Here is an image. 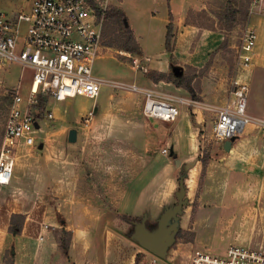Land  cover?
<instances>
[{
    "label": "rangeland",
    "instance_id": "1",
    "mask_svg": "<svg viewBox=\"0 0 264 264\" xmlns=\"http://www.w3.org/2000/svg\"><path fill=\"white\" fill-rule=\"evenodd\" d=\"M192 1L111 0L112 7L123 9L124 25L133 29L150 61L145 63L140 55L120 48L125 36L122 22L106 17L102 28L104 46L94 59L92 68L96 75L108 82L100 86L95 98L75 96L58 101L44 95L42 108L30 107L35 116L42 112V117H37L40 128L36 131L35 142L32 146H19L17 153H27L28 157L25 162L22 160L23 172L19 174L15 165L10 181L0 185V264H15V259L24 253V249L22 264L36 260L38 264H62L63 258L57 250L48 248L46 252L38 253L35 259L32 251L36 245L46 248L66 239L63 227L71 228L69 243L74 237L77 244L91 239L96 244L95 252L89 251L87 256L78 252L76 260L70 264H133L137 252L142 253L138 264H149L151 253L132 237L135 222L123 219L121 214L125 212L117 213L115 207L121 190L127 189L137 170L152 153L167 147L163 145L167 135L171 136L170 144L177 153L175 158H181L190 148L196 152L199 164L196 169L193 167L195 162H192L191 170L180 162L177 164L176 176L177 179L178 176L182 178L186 185L184 198L187 203L180 212L184 230L178 236L174 235L168 246L167 254L173 257L172 264L181 263L194 247L225 251L229 244L240 243L264 248V129L248 124L234 137L231 147L224 149L223 142L211 130L212 109L200 104H182L177 119H181L182 112L188 109L190 124L186 117L178 120V124L159 121L143 114L142 102L135 96L141 92L115 84L147 85L149 76L143 72L149 68L147 64L156 69L171 60V68L176 66L192 76L191 83L199 95L198 99L195 98L197 101L223 103L236 73L238 47L246 27L255 28L257 44L264 46V14L257 13L256 16L260 17L253 14L252 17L250 0L247 8L235 14L234 26L223 31L226 36L224 44L215 48L211 45L207 61L201 67H193L173 60L171 50L165 47L167 24L170 22L173 33L175 14ZM220 2L210 0V6L217 9ZM27 6L24 0H0V10L6 12ZM257 18L262 21L258 22ZM25 28L26 23L21 22L18 43ZM203 29L206 28H199V31ZM262 57L264 59V55ZM253 66L255 70L253 67L248 77L246 75L248 111L261 116L264 112V61ZM29 84V68L21 69L18 63L9 62L0 70V143L12 95L14 92L26 94ZM110 95H113L112 99ZM188 96L193 98L189 91ZM90 107L93 108L91 114ZM72 127L77 129L75 141L67 138ZM63 148L68 154L55 155L64 152ZM171 157L176 164V159L173 155ZM41 158L44 159L45 172L49 173L47 186L43 189L40 188L43 180L39 174ZM201 158L206 161L202 171ZM60 168L64 178L68 176L65 183L57 179ZM185 176L188 180L183 179ZM158 177L159 173L155 190H159L156 194L162 198L167 185ZM178 187L177 184L175 190ZM171 199L174 204L175 194ZM162 206L154 213L152 211L149 219L158 218ZM198 207L200 214L197 216ZM18 210L25 215L21 235L7 239L4 230L9 224V216ZM57 211L60 215L56 214ZM99 212L100 216L96 218L95 213ZM142 214L139 212L138 216ZM61 217L64 225L59 219ZM148 222L154 224V221ZM169 222L177 220L171 218ZM91 227H96L93 235L88 234Z\"/></svg>",
    "mask_w": 264,
    "mask_h": 264
},
{
    "label": "built area",
    "instance_id": "2",
    "mask_svg": "<svg viewBox=\"0 0 264 264\" xmlns=\"http://www.w3.org/2000/svg\"><path fill=\"white\" fill-rule=\"evenodd\" d=\"M24 1L28 9L18 10L13 17L0 10V70L9 62L30 69L28 92L13 93L5 119L0 143V185L10 181L18 146H32L35 142L40 127L30 107L37 102L38 93L55 100L75 96L94 99L100 86L108 82L93 72L92 65L104 46L102 28L111 0ZM250 7V12L264 14V0H251ZM21 22L26 23V28L18 43ZM256 37L255 28L246 27L238 47L236 73L221 104L199 102L186 95L135 83L115 84L142 93V112L148 118L172 121L182 104L212 109L211 130L222 142L235 137L248 124L264 129V113L256 116L247 109L249 86L244 78L253 62ZM133 61L137 64V58ZM92 112L89 109V114ZM161 150L167 153L166 147ZM149 252V264H172L173 257L168 254L161 257ZM179 264H264V248L240 243L229 244L225 251L194 247Z\"/></svg>",
    "mask_w": 264,
    "mask_h": 264
},
{
    "label": "crops",
    "instance_id": "3",
    "mask_svg": "<svg viewBox=\"0 0 264 264\" xmlns=\"http://www.w3.org/2000/svg\"><path fill=\"white\" fill-rule=\"evenodd\" d=\"M206 1L207 0H193L192 2H189L183 9H180L175 14V19H174L175 29L173 30V44H171V46H172L171 53H172L173 60H176L178 63L185 64V65H191L193 67H201V65H203L204 62L207 61V59H208L207 53H208L209 49H211L209 47L211 45H213V47L215 48L217 45L220 44V42L222 41V39L224 37V33L219 29L206 28V29L199 31V28H202L201 26L185 23L184 18H185V14H186L188 8L192 7L195 9H201V8L208 9L207 5H206ZM21 9L26 10V9H28V6L18 8L17 10L7 12V13H9L13 17L16 14V12L18 10H21ZM253 14L255 16L257 15V13H252V15H251L252 17L254 16ZM251 16H250V20L252 19ZM256 17H260V16H256ZM257 19H258V22L262 21V20H259L261 18H257ZM203 28H205V27H203ZM135 38H136V35H135ZM136 41L139 44V47L141 50L140 58L143 59L145 61V63H147L148 60L150 61V58L147 55L146 51L141 46V44L139 43L138 38H136ZM192 45H193V47H192ZM257 45L258 44L256 41L255 47H254L253 62L251 64L250 68L244 72V78L246 79L247 82H248V78H247L248 74L250 71H252V68L254 67L253 65L256 64L258 61L259 62L264 61V59L262 57L264 55V51H263L264 46L260 47L259 45L258 46ZM256 46H257V48H256ZM258 56H259V58H258ZM147 65L149 68L153 66L152 64L150 66L149 63ZM171 65H172L171 60H168L167 64H163L161 67H158L156 69L166 71L169 68H171ZM255 68L256 67H254V70H255ZM179 70H180V72L182 71L181 69H179ZM246 75H247V77H246ZM143 86L154 87V88H157V89H160L163 91H168V92H173V93L188 96V91L184 87L177 86L172 81H169V80L153 81L152 79L147 78V85H143ZM248 86H249V84H248ZM248 90H249V87H248ZM135 96L139 97L141 102L143 101V95L142 94H136ZM112 98H113V95H110V99H112ZM60 100H64V99H60ZM90 109H93V108L90 107ZM247 109H248V96H247ZM104 110H102L101 112H103ZM180 111H181V107H180ZM99 114H101V113H99ZM95 116H97V115H95ZM184 117H186L188 124H190V118H188L189 117L188 116V109L186 111L182 112L181 119ZM177 118L172 120L175 122V124H178V122L181 120L180 118L179 119H177ZM157 120H159V119H157ZM170 137L171 136L167 135L165 142H163V145L167 146L166 148L169 147L167 149L168 155H167V153H163L161 148L158 151H156L155 153H152V155L148 159V161L140 169H138L137 172L132 176V178L130 179V181L128 183L127 189L124 190L121 188L122 190H121L120 195H119L120 198L117 200V206L115 207L117 210V213L119 211H121V212H125L128 214L138 215L139 212H143L142 215L147 216L148 220L156 221L157 217L149 219L150 217H152V215H151L152 211L154 213L155 210H157L159 208V206H161L163 204L162 209L160 211H158L159 212L158 214H161V212L163 211L164 208H166L167 206H171V204H173L171 198H172L173 194H175V191H176L175 189L177 187V184L179 185V179L180 178L178 176V179H177L176 174H177V171L179 168H177V164L173 163L172 157H171L172 156L171 153H175V154H177V153L174 151L172 144H170V142H171ZM20 145H24V144H20ZM19 146H18L17 150L19 149ZM177 148L179 151L180 150L179 141L177 143ZM17 150H16V153H15V156L13 159V168L15 165H17L16 171L19 174H21V172H23V170L21 168L22 167L21 163L23 161L25 162V160L28 159V157H26L27 153H20V152L17 153L19 151V150L18 151ZM63 150H64V152L55 153V155L64 156V155L68 154V152H66L67 149L65 150V148H63ZM19 156H22V158H19ZM179 159H180V165L184 164L185 166L188 167V169L191 170L192 162H195L194 163L195 165H193V167L198 169V166H199L198 159H196V152L193 149L189 148L187 151H185V153L182 154L181 158H179ZM41 164L42 165L40 166V173L39 174L41 175V180H43V182L42 183L40 182V185H41L40 188L43 189V187L47 186L49 173L47 174L45 172L44 159H42V158H41ZM61 171H63V169L60 168V170L58 171L59 174L57 175V179L64 180V183H65L68 176H66V178H64V176L61 174ZM158 173L160 174V177H158V178H160V180L163 179L164 183H166V185H167L166 194L165 193L162 194L163 195L162 198L157 196V194H156V193L159 194V190H158V192H157V190H155V189H157L155 181L157 180V174ZM188 175L190 176L191 173L189 172ZM183 179L188 180V177L185 176ZM54 193L57 194L58 192L55 191ZM65 193L66 192H63V194H65ZM60 195H61V192H60ZM62 203L65 206H67L65 204L66 202L61 201V204ZM182 210H183V208H182ZM18 211H20V210H18ZM68 211H70V210L68 209ZM98 211H100V210H98ZM199 214H200V207H198L197 216ZM95 215L94 216L97 218L98 216H100V212H99V214L95 213ZM101 215H104V213L102 212ZM49 216L54 217L53 215H49ZM190 216H191V213H190ZM180 219H181V213L177 215V223H178V225L181 224V226H182L183 224L180 221ZM63 220L64 219H62V221ZM7 227L4 230L5 231V234H4L5 238L16 239V238H18L17 237L18 235L19 236L21 235V233H20L21 231L19 233L13 234L8 230ZM67 229L70 230L71 228L69 227ZM95 233H96V227H91L88 229V234L93 235ZM71 239H73V241H71L69 243L67 253L62 251L61 246L58 243H55L54 246L47 245L46 248H43L42 246L36 245V246H34L33 251H32V254H34L33 258L34 259L37 258L38 253L46 252L45 251L46 249L51 248L52 251L57 250L59 252V254L62 256V258H63L62 264H70V262H73L76 260V258L78 256L77 255L78 252H82V253H80L82 256H87L89 251L95 252V250H96V244L93 243L92 239L89 242H82L79 244H77V242H75L74 237ZM94 247H95V250H94ZM25 251H26V249H24V253H25ZM24 253L21 254L19 258L15 259V264H22L23 263L21 258L24 256ZM34 262L36 264H38L37 260ZM31 264H33L32 261H31Z\"/></svg>",
    "mask_w": 264,
    "mask_h": 264
},
{
    "label": "trees",
    "instance_id": "4",
    "mask_svg": "<svg viewBox=\"0 0 264 264\" xmlns=\"http://www.w3.org/2000/svg\"><path fill=\"white\" fill-rule=\"evenodd\" d=\"M249 1L250 0H242V1L241 0L240 1L239 0L238 1L237 0H221L217 9H214L210 6V0H207L206 5L208 9L206 8L195 9L191 7L187 10L184 21L185 23H189V24H193V25H197V26H201V27H205L209 29H219L223 32L225 30L231 29L234 26V24L236 23L235 14L237 13V11H241L244 8H247ZM106 17L116 18V19L121 20L122 22L125 36L122 40V44L120 45V48L126 51H129L131 53L140 55L141 50H140L139 44L136 41L133 30L129 27V25H124L123 23V18H124L123 9L118 6H115V7L111 6L106 11ZM204 19H207V21L206 20L204 21ZM172 36H173L172 26L169 22L167 24V31H166V36H165V47L168 51L171 50ZM225 41H226V36L224 35L219 45L224 44ZM143 72L145 73V75L149 76V78H151L153 81H158V80L172 81L175 85L186 88L190 92L193 98H197V99L199 98V95L196 93V90L191 83L192 76L186 75L185 72L183 71L180 74H176L173 72L171 68H169L166 71L157 70L153 68H146ZM169 74H171L172 76H170ZM44 97L45 96L43 94L38 93L37 103H35L33 106L42 108L44 106L43 104ZM36 116L42 117V112H37ZM201 163H202V168H201V171H202L206 163L204 158H201ZM182 185L186 189V185L184 184L183 180H182ZM56 214L60 215L58 211L56 212ZM24 217H25L24 213L20 211H12L9 216V224L7 227L8 230L13 234L19 233L22 230ZM121 217L131 223L140 221L142 218V216L128 214V213L121 214ZM59 219L61 221V224L64 225V221H62V217ZM147 221L149 220L147 219ZM155 225H156V221H154L153 225H149V227L153 228ZM183 230L184 228L182 226L177 225L175 229V237L178 236V234H180V232ZM62 232L67 234V237L66 239H60L59 245L61 246L62 251L67 253L68 245H69L70 230L63 227ZM141 255H142L141 252H137L135 254L133 264H138V261Z\"/></svg>",
    "mask_w": 264,
    "mask_h": 264
},
{
    "label": "water",
    "instance_id": "5",
    "mask_svg": "<svg viewBox=\"0 0 264 264\" xmlns=\"http://www.w3.org/2000/svg\"><path fill=\"white\" fill-rule=\"evenodd\" d=\"M172 70L174 73L180 74V70L176 66H172ZM35 124L38 125L37 123ZM67 138L69 141L76 140V128L72 127L69 129ZM233 139L234 137L224 140L222 143L223 148L229 149ZM171 154L174 158L176 157L175 153ZM175 159L176 164H179L180 160L178 158ZM184 193L185 188L180 178L179 188L175 191L176 202L163 209L160 216L156 219V225L153 228L147 226V216H142L140 221L135 222L132 237L147 250L161 257H165L167 255L168 246L174 239L175 229L178 225L177 222H169V219L173 218L177 220V215L182 211V206L187 203V199L184 198Z\"/></svg>",
    "mask_w": 264,
    "mask_h": 264
},
{
    "label": "flooded vegetation",
    "instance_id": "6",
    "mask_svg": "<svg viewBox=\"0 0 264 264\" xmlns=\"http://www.w3.org/2000/svg\"><path fill=\"white\" fill-rule=\"evenodd\" d=\"M146 224H147V226L149 227L150 224H149V222H148L147 220H146ZM149 228H150V227H149Z\"/></svg>",
    "mask_w": 264,
    "mask_h": 264
}]
</instances>
